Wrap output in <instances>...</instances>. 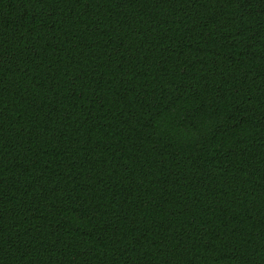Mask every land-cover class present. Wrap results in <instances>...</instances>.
Here are the masks:
<instances>
[{"label":"trees","instance_id":"trees-1","mask_svg":"<svg viewBox=\"0 0 264 264\" xmlns=\"http://www.w3.org/2000/svg\"><path fill=\"white\" fill-rule=\"evenodd\" d=\"M0 264H264V0H0Z\"/></svg>","mask_w":264,"mask_h":264}]
</instances>
